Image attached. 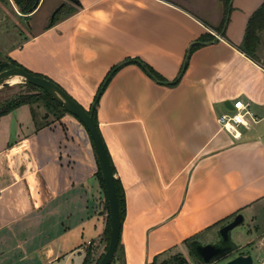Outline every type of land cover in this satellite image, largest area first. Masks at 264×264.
Segmentation results:
<instances>
[{"label": "crops", "instance_id": "1", "mask_svg": "<svg viewBox=\"0 0 264 264\" xmlns=\"http://www.w3.org/2000/svg\"><path fill=\"white\" fill-rule=\"evenodd\" d=\"M65 1L61 19L36 18L0 61L48 77L86 110L113 69L96 102L125 201L110 264L186 258L188 239L217 240L237 214L233 252L264 264V31L256 60L239 47L264 0H230L227 16L221 0ZM238 99L257 122L234 137L217 118ZM96 172L72 114L41 127L28 104L1 115L0 264H94L108 216Z\"/></svg>", "mask_w": 264, "mask_h": 264}, {"label": "water", "instance_id": "2", "mask_svg": "<svg viewBox=\"0 0 264 264\" xmlns=\"http://www.w3.org/2000/svg\"><path fill=\"white\" fill-rule=\"evenodd\" d=\"M75 2V0H70ZM39 0H35L33 8H36ZM61 7L58 6L52 13L51 18ZM33 9H30L32 11ZM17 76L22 83H30L47 92L52 98L57 100L70 114L75 116L87 130L97 156L101 177L103 180L107 201L108 215L110 220V238L106 250L97 264H110L114 257L121 228V221L118 210V202L115 192L114 175L111 171L109 159L101 139L100 133L93 119V110L96 100L92 102L89 111L81 107L73 98H71L59 85L53 81L31 74L20 66H9L0 69V87L9 83V79ZM109 76L102 83L101 89L105 86ZM243 216L237 214L232 220L218 229L217 240L209 243H201L198 239L190 241L189 247L195 258L204 264H212L219 259L225 258L228 254L236 250V243L231 240V230L240 226ZM221 264H259L255 263L249 254L239 253L234 257L224 261Z\"/></svg>", "mask_w": 264, "mask_h": 264}, {"label": "trees", "instance_id": "3", "mask_svg": "<svg viewBox=\"0 0 264 264\" xmlns=\"http://www.w3.org/2000/svg\"><path fill=\"white\" fill-rule=\"evenodd\" d=\"M1 1H3L4 3L8 2V0H1ZM221 1L224 5V10H225V13L227 16V13L229 11V1L230 0H221ZM14 2L20 8V10L23 11L24 13H29V12H31L30 9H34L33 6L35 3V0H14ZM63 8H65V4L61 5L59 10L50 19L49 25H53L59 19H61ZM72 10L73 9L69 8L66 13H70V12H72ZM224 21H225V19H224ZM262 31H264V2H262V4L249 17L247 24H246L245 31H244L242 42L239 46L240 50L252 60H256V51H257L258 44L260 41L259 34ZM5 60L6 61H0V69L7 68L11 65L20 66L23 69H25L26 71L30 72L31 74L49 79L48 77H46L42 74L33 73V72L27 70L22 65L18 64L16 61H14L10 58H6ZM146 69L150 73H152L148 67ZM112 71H113V69H112ZM110 73L108 74V76H110ZM49 80H51V79H49ZM21 85L25 86L26 90L21 91V92L15 94L13 97H11V98L5 100L4 102L0 103V116L10 112L14 108H16L22 104H28L30 107V111H31L34 122L36 123L37 127H41V126L47 125V124H49L55 120H58L65 113H69L57 100L52 98L47 92H45L41 88L34 86L30 83H21ZM101 90L102 89L100 87V89L98 90L97 94L95 95L93 101L96 100V102H97V98H98V95L100 94ZM90 108H91V106H90ZM90 108L87 111H89ZM40 109L43 111V113L40 111ZM93 119H94V122L96 123V126H97L96 104H95V107L93 110ZM97 128H98V126H97ZM90 141H91V144L93 147V143H92L91 138H90ZM93 150H94V147H93ZM94 154H95L96 163H97L96 176L100 182L101 188L104 191V194L106 197V209L108 211L109 207H108L107 196H106L103 180L101 177V173H100L99 164H98V160H97L95 150H94ZM107 156L109 159L111 171L114 174L115 170H114L113 164L111 162V159H110L108 153H107ZM114 185H115V192H116V197H117V202H118L120 221L122 223L124 213H125L124 193H123V190L121 188L119 181L116 178H114ZM224 221L225 220L218 222V224H216V225H220ZM105 235H106V241H107V244L105 247V250H106L108 242H109V238H110L109 215L107 216V225H106ZM193 239L194 238H190L186 242L190 243V241ZM119 248H120V235H119L115 254L119 250ZM115 254H114V257H115ZM102 255L97 259V261L94 264H97L99 262ZM114 257L112 258L111 262H113ZM84 264H85V262H84ZM147 264H189V263L186 260V258H184L183 256L173 255V256H170L169 258L163 259L161 261H158V258L156 257L153 259L152 262L147 263Z\"/></svg>", "mask_w": 264, "mask_h": 264}, {"label": "rangeland", "instance_id": "4", "mask_svg": "<svg viewBox=\"0 0 264 264\" xmlns=\"http://www.w3.org/2000/svg\"><path fill=\"white\" fill-rule=\"evenodd\" d=\"M55 0H44L41 1L37 7V13L34 16L27 17L28 13H24L20 10V8L16 5L14 0H8L7 3H4L0 0V57L4 56L7 52L10 45L14 43L15 40L22 39L25 35H28L30 32V28L28 24L32 21L36 20V18H41L42 15L44 16L47 12L49 13V18L53 11L61 5L62 2H59L56 6H52ZM65 2V8L63 11L66 10V7L69 5L67 1ZM53 7V8H52ZM261 47L263 51L258 53L259 58L264 60V34L262 35V44ZM2 61H6L5 58ZM9 83L3 84L0 87V103L4 102L5 100L13 97L15 94L26 90V87L21 85V80L12 83L9 79ZM241 226V225H240ZM237 226L235 228H240ZM231 240L236 243V238L234 235L230 233ZM237 252H232L228 254L225 258L219 259L212 264H221L224 261L234 257ZM239 254V253H238ZM237 255V254H236ZM186 260L189 264H204L199 262L192 254L186 257Z\"/></svg>", "mask_w": 264, "mask_h": 264}, {"label": "built area", "instance_id": "5", "mask_svg": "<svg viewBox=\"0 0 264 264\" xmlns=\"http://www.w3.org/2000/svg\"><path fill=\"white\" fill-rule=\"evenodd\" d=\"M217 120L221 127L230 132L234 137L240 136V131L238 130L240 126L249 130L252 123L257 122V119L250 110V102L240 99L232 103L230 112L220 114Z\"/></svg>", "mask_w": 264, "mask_h": 264}, {"label": "bare ground", "instance_id": "6", "mask_svg": "<svg viewBox=\"0 0 264 264\" xmlns=\"http://www.w3.org/2000/svg\"><path fill=\"white\" fill-rule=\"evenodd\" d=\"M10 81H11L12 83L17 82V81H19V77L14 76V77H12V78L10 79Z\"/></svg>", "mask_w": 264, "mask_h": 264}]
</instances>
